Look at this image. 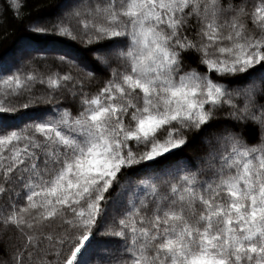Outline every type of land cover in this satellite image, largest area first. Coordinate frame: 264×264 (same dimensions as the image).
<instances>
[{
    "label": "snow or ice",
    "instance_id": "1",
    "mask_svg": "<svg viewBox=\"0 0 264 264\" xmlns=\"http://www.w3.org/2000/svg\"><path fill=\"white\" fill-rule=\"evenodd\" d=\"M26 5L0 7V264H264V0Z\"/></svg>",
    "mask_w": 264,
    "mask_h": 264
},
{
    "label": "trees",
    "instance_id": "2",
    "mask_svg": "<svg viewBox=\"0 0 264 264\" xmlns=\"http://www.w3.org/2000/svg\"><path fill=\"white\" fill-rule=\"evenodd\" d=\"M55 2L56 0H27L24 11L31 13L28 19L38 15H45L51 12V6L55 4ZM2 6L3 0H0V7ZM4 16L7 17V20L3 25H0V59L11 62L16 58L17 49L21 43L23 25L13 20L11 18L12 14L9 12H5ZM56 46L60 48L65 47V45L59 44ZM184 152L188 156L192 155L191 149H184Z\"/></svg>",
    "mask_w": 264,
    "mask_h": 264
}]
</instances>
